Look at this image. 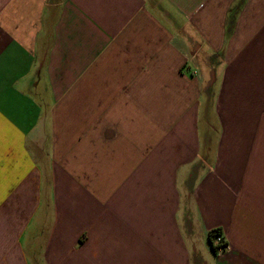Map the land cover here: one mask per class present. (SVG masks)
<instances>
[{"label":"crops","instance_id":"0c3cea01","mask_svg":"<svg viewBox=\"0 0 264 264\" xmlns=\"http://www.w3.org/2000/svg\"><path fill=\"white\" fill-rule=\"evenodd\" d=\"M0 264H264V0H0Z\"/></svg>","mask_w":264,"mask_h":264},{"label":"trees","instance_id":"16d2710c","mask_svg":"<svg viewBox=\"0 0 264 264\" xmlns=\"http://www.w3.org/2000/svg\"><path fill=\"white\" fill-rule=\"evenodd\" d=\"M216 236H219L220 240L217 242H214ZM207 239H208V243L210 245V248L214 252L222 251L226 245V243H225L224 239L222 238L218 228L211 229L208 232Z\"/></svg>","mask_w":264,"mask_h":264},{"label":"built area","instance_id":"2783aa9c","mask_svg":"<svg viewBox=\"0 0 264 264\" xmlns=\"http://www.w3.org/2000/svg\"><path fill=\"white\" fill-rule=\"evenodd\" d=\"M219 240H220V237L219 236H216L214 242H217Z\"/></svg>","mask_w":264,"mask_h":264}]
</instances>
